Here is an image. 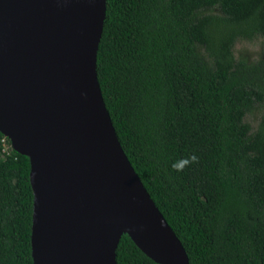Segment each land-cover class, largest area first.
Listing matches in <instances>:
<instances>
[{
	"label": "trees",
	"instance_id": "16d2710c",
	"mask_svg": "<svg viewBox=\"0 0 264 264\" xmlns=\"http://www.w3.org/2000/svg\"><path fill=\"white\" fill-rule=\"evenodd\" d=\"M264 0H107L97 76L131 165L191 264H264ZM31 165L0 132V264H34ZM118 264H158L124 235Z\"/></svg>",
	"mask_w": 264,
	"mask_h": 264
},
{
	"label": "water",
	"instance_id": "95a60500",
	"mask_svg": "<svg viewBox=\"0 0 264 264\" xmlns=\"http://www.w3.org/2000/svg\"><path fill=\"white\" fill-rule=\"evenodd\" d=\"M107 0H0V132L30 160L34 264H118L129 235L191 264L131 165L97 76Z\"/></svg>",
	"mask_w": 264,
	"mask_h": 264
},
{
	"label": "rangeland",
	"instance_id": "374dc122",
	"mask_svg": "<svg viewBox=\"0 0 264 264\" xmlns=\"http://www.w3.org/2000/svg\"><path fill=\"white\" fill-rule=\"evenodd\" d=\"M263 51H264L263 38H257L252 41H239L235 46L236 55L244 54L245 56L250 58L259 57ZM263 116H264V104L260 108L256 109L252 114L247 115L245 120L251 124L253 129H255L258 126Z\"/></svg>",
	"mask_w": 264,
	"mask_h": 264
}]
</instances>
